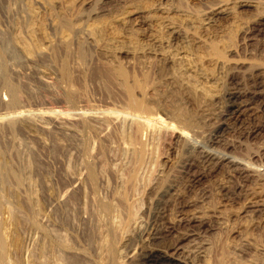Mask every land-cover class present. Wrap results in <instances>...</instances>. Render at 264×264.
<instances>
[{"label":"rangeland","instance_id":"rangeland-1","mask_svg":"<svg viewBox=\"0 0 264 264\" xmlns=\"http://www.w3.org/2000/svg\"><path fill=\"white\" fill-rule=\"evenodd\" d=\"M261 17L0 0V264H264Z\"/></svg>","mask_w":264,"mask_h":264},{"label":"bare ground","instance_id":"bare-ground-1","mask_svg":"<svg viewBox=\"0 0 264 264\" xmlns=\"http://www.w3.org/2000/svg\"><path fill=\"white\" fill-rule=\"evenodd\" d=\"M106 1V0H105ZM114 1V0H113ZM116 1V0H115ZM108 2V1H107ZM109 3V2H108ZM238 3V2H237ZM240 3V2H239ZM107 4V3H106ZM105 4V5H106ZM243 5H246L245 3H243ZM247 5H249V3H247ZM215 6V5H214ZM213 6V7H214ZM214 10H216L215 8L214 9H212L211 11L213 12ZM219 10V9H218ZM218 10H216L215 12H213V15H217V14H223V13H226V10H225V8L224 9H222V11H218ZM218 11V12H217ZM217 13V14H216ZM210 15V14H209ZM217 17H218V15H217ZM210 18V17H209ZM208 18V19H209ZM214 18V17H213ZM216 18V17H215ZM260 18V17H259ZM211 19V18H210ZM217 19V18H216ZM214 20V19H213ZM257 22V21H256ZM255 23V22H254ZM253 23V24H254ZM251 27V26H250ZM247 34H251L252 36H256V35H259V34H264V17H261V19L259 20L258 19V22L256 23V24H254L250 29H248V31H247ZM251 39H253V38H251ZM215 48H216V46H215ZM214 48V49H215ZM217 50V49H216ZM263 89V88H262ZM261 93V92H260ZM230 96H235V93H233V92H230V94H229ZM236 97V96H235ZM233 99H234V97H232ZM232 106H234L235 107V111H238L239 109H240V107H241V105H234V104H232ZM20 114V113H19ZM181 134V133H180ZM182 135L185 137V142H186V144L188 145V147H191V148H197L198 147V144H197V142L195 143L194 141H192L191 140V136H189L188 134H187V132L185 133V131H183L182 132ZM194 142V143H193ZM203 156H205V158L206 159H209L210 161H213V160H215L216 158H218V157H215L214 156V153H211V152H203ZM220 158V157H219ZM222 158V157H221ZM224 159H226V158H224ZM235 161V160H234ZM228 162V161H227ZM229 162H231V161H229ZM217 163H218V161H217ZM237 164H239V163H237ZM243 164V163H242ZM215 165V164H214ZM235 165V164H234ZM93 174V173H92ZM253 207H254V205H253ZM259 210V209H258ZM262 210V209H261ZM260 211V210H259ZM192 218V217H191ZM195 218V217H194ZM183 221H184V219H183ZM186 222H187V220H185ZM188 222H190V221H188ZM172 226V225H171ZM171 226H170V228H171ZM169 227V226H168ZM168 229V228H167ZM172 229H173V227H172ZM174 230V229H173ZM172 231V230H171ZM170 232V231H169ZM2 241V240H1ZM0 241V242H1ZM3 243V242H2ZM182 243V242H181ZM179 244V243H178ZM0 245H1V243H0ZM2 246V245H1ZM176 248V247H175ZM172 260V259H171ZM174 260V259H173Z\"/></svg>","mask_w":264,"mask_h":264}]
</instances>
